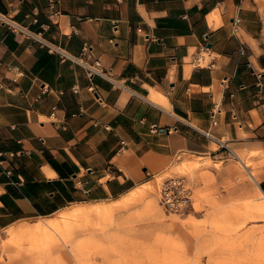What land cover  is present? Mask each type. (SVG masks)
Wrapping results in <instances>:
<instances>
[{
  "label": "crops",
  "instance_id": "obj_1",
  "mask_svg": "<svg viewBox=\"0 0 264 264\" xmlns=\"http://www.w3.org/2000/svg\"><path fill=\"white\" fill-rule=\"evenodd\" d=\"M57 8L50 18L47 0H0L1 14L99 59L121 86L0 20V230L117 201L181 154L264 151V0Z\"/></svg>",
  "mask_w": 264,
  "mask_h": 264
},
{
  "label": "rangeland",
  "instance_id": "obj_2",
  "mask_svg": "<svg viewBox=\"0 0 264 264\" xmlns=\"http://www.w3.org/2000/svg\"><path fill=\"white\" fill-rule=\"evenodd\" d=\"M241 155L248 166L227 153L181 154L127 196L88 206L104 213L74 215L75 206L36 223H48L41 230H0V264H264V151ZM173 177L191 185L190 210L160 204L159 188Z\"/></svg>",
  "mask_w": 264,
  "mask_h": 264
},
{
  "label": "built area",
  "instance_id": "obj_3",
  "mask_svg": "<svg viewBox=\"0 0 264 264\" xmlns=\"http://www.w3.org/2000/svg\"><path fill=\"white\" fill-rule=\"evenodd\" d=\"M59 1L60 0H47L50 18H57L60 15V10L57 8ZM0 20L5 23L14 33H18L23 37L37 41L40 45L45 46L49 52L57 53L61 58H69L80 63L85 68L89 76L100 75L110 79L113 84L121 86V84L113 79L111 75H109L108 72L102 68L99 59L86 62L81 57L72 56L59 45L47 40L41 35V33L33 32L27 26L16 22L5 14L0 13ZM239 20V18H236V22H239ZM204 48L205 47H202L196 54L195 63L197 65H205V53L202 52ZM86 49L87 46H84L83 51ZM206 65L213 66L214 63L210 61L207 62ZM226 149L227 154L237 156V154L232 149L228 147H226ZM158 195L160 204L163 206V208L170 212L182 213L190 210L194 206L193 189L187 180L182 177H173L165 180L159 188Z\"/></svg>",
  "mask_w": 264,
  "mask_h": 264
},
{
  "label": "bare ground",
  "instance_id": "obj_4",
  "mask_svg": "<svg viewBox=\"0 0 264 264\" xmlns=\"http://www.w3.org/2000/svg\"><path fill=\"white\" fill-rule=\"evenodd\" d=\"M237 157L241 163H243L245 166H248V164H246V162L244 163V161H243L244 157L240 153L239 154L237 153ZM249 174L255 180V182L258 183L257 175L250 170H249ZM106 209H107V207H102L100 205L95 206V207H83V208L81 207V208L74 209L71 214L80 215V216L99 215L101 213L106 212ZM47 225H48V223H40V224H35V225H25V226H22L20 229L29 230V231H36V230L44 229Z\"/></svg>",
  "mask_w": 264,
  "mask_h": 264
},
{
  "label": "trees",
  "instance_id": "obj_5",
  "mask_svg": "<svg viewBox=\"0 0 264 264\" xmlns=\"http://www.w3.org/2000/svg\"><path fill=\"white\" fill-rule=\"evenodd\" d=\"M262 187H264V184H262Z\"/></svg>",
  "mask_w": 264,
  "mask_h": 264
}]
</instances>
